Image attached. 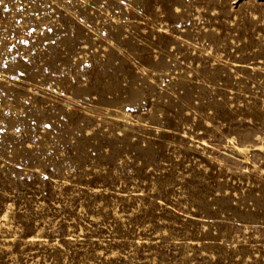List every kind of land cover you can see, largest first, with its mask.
Returning <instances> with one entry per match:
<instances>
[{
  "label": "rangeland",
  "instance_id": "obj_1",
  "mask_svg": "<svg viewBox=\"0 0 264 264\" xmlns=\"http://www.w3.org/2000/svg\"><path fill=\"white\" fill-rule=\"evenodd\" d=\"M0 264H264V0H0Z\"/></svg>",
  "mask_w": 264,
  "mask_h": 264
}]
</instances>
